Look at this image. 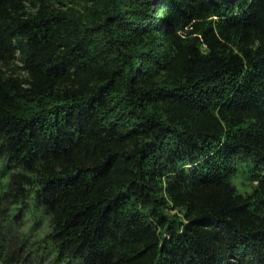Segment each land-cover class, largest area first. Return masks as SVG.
<instances>
[{
    "label": "trees",
    "instance_id": "1",
    "mask_svg": "<svg viewBox=\"0 0 264 264\" xmlns=\"http://www.w3.org/2000/svg\"><path fill=\"white\" fill-rule=\"evenodd\" d=\"M0 264H264V0H0Z\"/></svg>",
    "mask_w": 264,
    "mask_h": 264
}]
</instances>
